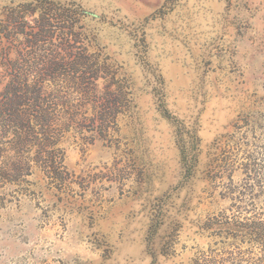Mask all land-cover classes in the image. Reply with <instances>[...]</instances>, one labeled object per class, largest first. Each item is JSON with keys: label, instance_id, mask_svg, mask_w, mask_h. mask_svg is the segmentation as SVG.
Returning a JSON list of instances; mask_svg holds the SVG:
<instances>
[{"label": "rangeland", "instance_id": "374dc122", "mask_svg": "<svg viewBox=\"0 0 264 264\" xmlns=\"http://www.w3.org/2000/svg\"><path fill=\"white\" fill-rule=\"evenodd\" d=\"M0 264H264V0H0Z\"/></svg>", "mask_w": 264, "mask_h": 264}, {"label": "trees", "instance_id": "16d2710c", "mask_svg": "<svg viewBox=\"0 0 264 264\" xmlns=\"http://www.w3.org/2000/svg\"><path fill=\"white\" fill-rule=\"evenodd\" d=\"M8 92L11 94V97L6 103V110L13 115L14 120L21 121L23 120V116L18 113L17 107L21 103V97H19L18 93L19 90H17L15 87H8Z\"/></svg>", "mask_w": 264, "mask_h": 264}, {"label": "water", "instance_id": "95a60500", "mask_svg": "<svg viewBox=\"0 0 264 264\" xmlns=\"http://www.w3.org/2000/svg\"><path fill=\"white\" fill-rule=\"evenodd\" d=\"M91 15H93V16H96V14H94V13H90Z\"/></svg>", "mask_w": 264, "mask_h": 264}]
</instances>
